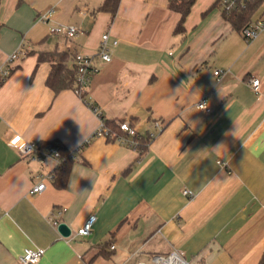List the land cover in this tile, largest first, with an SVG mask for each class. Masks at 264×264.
Here are the masks:
<instances>
[{
	"label": "crops",
	"instance_id": "1",
	"mask_svg": "<svg viewBox=\"0 0 264 264\" xmlns=\"http://www.w3.org/2000/svg\"><path fill=\"white\" fill-rule=\"evenodd\" d=\"M104 2L0 0V264H21L32 248L46 251L37 264H139L173 250L192 264H259L264 32L247 41L217 0L194 2L184 34L174 33L180 15L169 0H120L114 17L100 10ZM259 18L264 2L251 22ZM59 25L79 31L71 39L51 34ZM104 34L109 63L98 55ZM56 48L91 57L98 71L85 98L46 84L51 66L38 57ZM204 99L211 113L198 108ZM92 105L116 124L130 121L138 136L155 137L143 151L92 137L100 125ZM15 135L67 149L62 188L52 180L58 163L51 144H39L40 162L19 152ZM40 176L44 191L30 195ZM91 216V233L78 235ZM55 219L72 237L60 235Z\"/></svg>",
	"mask_w": 264,
	"mask_h": 264
},
{
	"label": "built area",
	"instance_id": "2",
	"mask_svg": "<svg viewBox=\"0 0 264 264\" xmlns=\"http://www.w3.org/2000/svg\"><path fill=\"white\" fill-rule=\"evenodd\" d=\"M248 0H220L219 5L222 8L223 11H225L227 14L231 13L234 9H237L239 7H242L245 5V3ZM54 13V10H51L49 12V15ZM47 17V16H45ZM79 29L76 26H66V25H59V26H53L50 29V33L53 35H59L66 38H73ZM264 32V18H260L256 20L255 22L251 23L248 27L244 28L242 30V35L244 38L249 41L255 37H257L260 33ZM109 43V34H104L102 36V42L100 45V49L98 51V55L100 58L109 63L112 61V56L110 54V49L108 46ZM114 45L117 44V41L113 42ZM22 54V51L15 52L12 55H10L7 59V63H12L15 61L20 55ZM76 67H77V81L80 85V89H83V87L87 86L93 76L97 73V69L93 66L91 57L78 54L76 55ZM12 72V68L10 66H7L6 69L3 71V75L5 77L9 76ZM223 72L221 70H216L215 74L217 76H220ZM260 86V80L258 78H252L251 79V87L255 92L259 91ZM93 112L98 116L100 119V125L94 133H92V137H100V136H106L108 138H115L120 143L127 145L129 147L136 148L138 145V131L135 127L132 126L130 121L124 120L119 121L117 123L118 128L120 129L121 133L115 134L110 131V129L107 127L105 118L101 112V109L99 107H96L94 105L91 106ZM198 108L206 113H211V107L209 106L208 102L204 99L198 103ZM153 126L157 129H161L163 127V124L156 120L153 123ZM150 138L155 137V133L149 132ZM11 143L19 146V152L22 155H31L35 154L34 158L40 162H43V156L38 153V145L36 142L33 141H25L23 140L19 135H15ZM48 150L50 151V154L53 156V158L57 161L58 165L61 163V157L58 150H56L54 147H48ZM222 168H225V164L222 162H219ZM39 182L34 184L32 188L29 191L30 195H35L37 193H41L44 191L46 187V183L42 177H38ZM184 195L190 197L192 196L191 191L184 190ZM263 210H264V201H263ZM62 210L58 212V215L60 216L62 214ZM96 222V216H91L88 221L85 223L83 227H81L77 233L78 235L86 236L89 235L92 231V226ZM54 227L58 229L59 225L61 224L60 221L57 219L52 221ZM73 231L71 233L72 237ZM114 248V247H112ZM45 249L43 248H32L27 249L20 257L19 262L21 264H37L40 262L42 257L45 255ZM153 264H192L189 260H187L184 251L181 250H173L168 254L164 255H155L151 261ZM139 264H147L145 262H141ZM197 264H204V263H197Z\"/></svg>",
	"mask_w": 264,
	"mask_h": 264
},
{
	"label": "trees",
	"instance_id": "3",
	"mask_svg": "<svg viewBox=\"0 0 264 264\" xmlns=\"http://www.w3.org/2000/svg\"><path fill=\"white\" fill-rule=\"evenodd\" d=\"M195 1L196 0H169L170 10L179 13L180 15V18L174 29L175 34H184L186 32L185 21ZM119 2L120 0H105L104 4L100 7V10L107 11L114 17L117 13ZM219 2L220 0H217L216 2L218 6ZM263 2L264 0H248L245 5L234 9L229 14L223 11L224 17L242 33V30L244 28L248 27L251 23L256 21L255 20L251 22V16ZM75 59L76 55H72V53L65 50H60L58 48L51 52H41L38 57L39 63L47 62L51 66L46 79V84L51 90H53L55 93H59L66 89H73L80 96L85 98L86 88L89 84L83 87V89H80V85L77 81V67ZM70 62H72L71 65L69 64ZM105 122L112 133H121L114 120L105 119ZM137 140L139 144L136 148L140 151H143L145 147V140H150V136L149 134L146 138L143 136H138ZM55 142L56 141H52L51 143H37V145L39 149V144H51L52 147L59 151L61 163L58 165L57 170L53 173L52 180L55 186L62 188L65 184L64 182L66 181L69 169L71 167V160L69 159L67 149L59 146L57 143L56 145H54ZM259 264H264V255L261 258Z\"/></svg>",
	"mask_w": 264,
	"mask_h": 264
},
{
	"label": "water",
	"instance_id": "4",
	"mask_svg": "<svg viewBox=\"0 0 264 264\" xmlns=\"http://www.w3.org/2000/svg\"><path fill=\"white\" fill-rule=\"evenodd\" d=\"M58 232L60 233L62 237L69 238L71 236L72 229L70 228L68 224L61 223L58 227Z\"/></svg>",
	"mask_w": 264,
	"mask_h": 264
},
{
	"label": "rangeland",
	"instance_id": "5",
	"mask_svg": "<svg viewBox=\"0 0 264 264\" xmlns=\"http://www.w3.org/2000/svg\"><path fill=\"white\" fill-rule=\"evenodd\" d=\"M168 254V253H167ZM141 260H143L145 263H147V264H153L152 262H151V259L149 258V257H147V256H143V257H141Z\"/></svg>",
	"mask_w": 264,
	"mask_h": 264
}]
</instances>
